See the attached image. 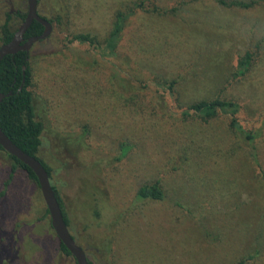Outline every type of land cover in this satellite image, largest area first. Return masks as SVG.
<instances>
[{
    "label": "rangeland",
    "instance_id": "obj_1",
    "mask_svg": "<svg viewBox=\"0 0 264 264\" xmlns=\"http://www.w3.org/2000/svg\"><path fill=\"white\" fill-rule=\"evenodd\" d=\"M234 1L152 0L149 12L128 19L115 59L103 55V41L115 12L134 0L37 1L52 22L28 49V89L44 126L38 155L53 169L68 230L90 262L104 264L95 241L108 234L107 264H264V0L247 8ZM25 8L26 0H0V25L9 13L16 29L14 12ZM77 34L97 43L69 41ZM245 51L250 65L236 75ZM120 55L127 73L152 79L150 89L133 80L131 100L109 76L107 62ZM159 79L176 81L172 95L153 85ZM217 96L238 102L254 150L232 132L228 112L204 119L186 109ZM122 144L125 156L111 161ZM11 163L0 150V264H76L58 249L26 171L15 167L4 184ZM157 179L161 201L134 199ZM95 185L107 191L96 198L99 216L84 217L80 206Z\"/></svg>",
    "mask_w": 264,
    "mask_h": 264
},
{
    "label": "trees",
    "instance_id": "obj_2",
    "mask_svg": "<svg viewBox=\"0 0 264 264\" xmlns=\"http://www.w3.org/2000/svg\"><path fill=\"white\" fill-rule=\"evenodd\" d=\"M150 1L152 0H134V2H132L130 6H128L124 10H119L115 12L112 20V27L103 41L105 48L108 49L103 55H108L110 57H113L114 59L115 57H117L118 54L116 53V48L122 37L123 29L128 19L131 17V15L135 14L136 12H149ZM217 2L225 4V0H217ZM234 2L235 3L232 4L243 8L250 7L256 3L255 0H248L246 2L237 0ZM14 15L18 17L19 21L21 22L24 18L25 10L15 11ZM40 16L49 21L50 24L52 23L50 19H48L44 15ZM9 22L10 14L6 13L5 19L0 25L1 43L9 41L13 32L15 31V28L12 29ZM42 29L43 27L39 22H37L36 20H32L25 32L23 33V40L29 36L41 33ZM70 39L71 40L69 41H76L79 44L91 45L97 43L95 38L89 36L88 34L73 35ZM117 60L118 62L116 61L115 63L112 60L108 61L107 63L111 68L109 72L110 78L115 79L117 85L121 87L122 93L120 94V96L128 92L129 94L126 96V99H133L132 96L136 92L134 91L135 88L133 86V80H135L136 82H142L143 85L138 84L139 88L150 89V81H152V79L150 80L148 78V81L146 82H143L141 80L138 81V79L134 78L131 73H127L122 68L123 66L127 65L129 61L126 55H120L119 59ZM249 65L250 54L248 53V51H245V53L238 60V67H236L237 69L235 71V73H237L236 75H242L247 70ZM29 79L30 62L28 60V51L18 50L14 54H6L0 59V92L5 94V96L0 101V128L16 146H18L24 152L33 155L45 168L49 177L51 188L53 189L54 195L61 209L63 221L68 228L71 219L67 214L66 206L64 205L63 199L61 198L55 183L52 182L53 169L47 161H45L38 155L40 146V136L44 129V126L42 121L36 116L34 98L32 93L28 89V86L30 84ZM175 82L176 81L174 79L169 81L159 79L155 80L153 82V85L156 88L167 91L168 95H172L174 93ZM8 92H10V94H6ZM186 109L192 110L195 114H198L201 118L204 119L210 118L218 114V112L220 111L228 112V125L232 129V132L240 136L241 139L246 141L249 144V147L254 150L256 138L255 130L243 127L238 121L236 113L239 109V104L237 101L217 96L211 99L196 100L192 102V104H190V106ZM182 113L187 114L184 110L182 111ZM0 150L4 151V153L12 160V163L9 168L8 179L4 183L5 185L8 184V181L10 180L15 167H20L21 169L25 170L27 175L37 184L34 173L27 165L20 162L14 156L8 154L5 150L2 149L1 146ZM127 151L128 145L122 144L119 149V152L113 157H111L110 160L113 162L119 161L125 156ZM254 156L255 154L253 152V159L255 160V162H257ZM106 192L107 191L105 190V187L103 185H101V187L97 185L93 187V192L91 194L92 198L89 204H86L83 208L80 206L83 211L87 212L86 216L84 215V217L88 216L89 210L92 218H94L95 216H99V208H97L96 198L101 197V195L104 196ZM2 194L3 190L0 191V195ZM163 198L164 193L158 179L139 186L134 194V199L138 202H143L146 200L161 201ZM45 211L47 213V209ZM129 211L130 210H127V212ZM124 212L126 211H123V213ZM122 214H120L119 216L121 217ZM120 217L116 218L112 224H115ZM105 237L107 238L105 243H103L100 239L97 238V240L95 241V245L97 248L100 246L98 249H100L101 251L100 254L103 257V263L107 264V255L110 253L111 250V236L106 234ZM58 249L66 255H71L67 248L64 246V244L59 240ZM86 259L87 264H94L90 262L87 257ZM241 262L242 260L238 264H240Z\"/></svg>",
    "mask_w": 264,
    "mask_h": 264
},
{
    "label": "water",
    "instance_id": "obj_3",
    "mask_svg": "<svg viewBox=\"0 0 264 264\" xmlns=\"http://www.w3.org/2000/svg\"><path fill=\"white\" fill-rule=\"evenodd\" d=\"M37 0H26L25 15L23 20L16 27L9 41L0 44V59L6 54H14L18 50L28 51L32 43L44 39L51 31V24L45 18L37 13ZM32 20L39 22L43 29L41 33L32 35L23 40V33ZM10 94V92L6 93ZM5 94L0 92V101ZM0 146L8 154L17 158L20 162L27 165L36 177V181L47 209L50 226L52 227L56 237L67 248L74 258L76 264H87L84 250L75 242L71 236L66 224L63 221L61 209L58 201L51 188L49 177L45 168L33 155H30L18 146H16L0 128Z\"/></svg>",
    "mask_w": 264,
    "mask_h": 264
},
{
    "label": "flooded vegetation",
    "instance_id": "obj_4",
    "mask_svg": "<svg viewBox=\"0 0 264 264\" xmlns=\"http://www.w3.org/2000/svg\"><path fill=\"white\" fill-rule=\"evenodd\" d=\"M36 10H37V8H36ZM38 13V12H37ZM51 27H52V24H51ZM71 234V233H70ZM75 240V239H74Z\"/></svg>",
    "mask_w": 264,
    "mask_h": 264
}]
</instances>
